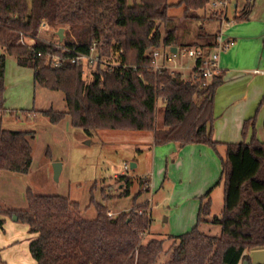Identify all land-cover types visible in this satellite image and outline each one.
Returning a JSON list of instances; mask_svg holds the SVG:
<instances>
[{
	"label": "trees",
	"instance_id": "obj_1",
	"mask_svg": "<svg viewBox=\"0 0 264 264\" xmlns=\"http://www.w3.org/2000/svg\"><path fill=\"white\" fill-rule=\"evenodd\" d=\"M209 2L0 0V112H7L5 74L10 55L19 65L34 70L35 84L64 92L66 111L34 110L53 123L69 116L73 126L88 134L102 129L145 130L153 132L155 145L175 142L181 147L204 144L217 149L221 142L214 138L215 95L224 83V72L206 79L194 77L197 69L188 76L169 68L158 71L150 54L161 46L216 47L221 15L214 11L209 16L199 14ZM182 5L183 16L170 15L171 8ZM252 10L253 3L247 4L234 19L247 20ZM207 22L218 26L214 31L206 29ZM42 24L69 26L62 46L38 35ZM22 32L34 42L20 41ZM93 47L109 67L102 62L72 61L77 52L88 53ZM117 50H121L119 58ZM160 100L163 117L158 124ZM257 112L245 120L242 129L244 137L252 129L250 141L225 143L221 216L211 218V188L201 197L196 225L171 236L175 243L169 248V259L161 264H242L251 262L254 250L264 249V141L256 129ZM30 135L33 131L6 128L0 118V172H29L33 161ZM120 179L126 185L120 195H129L132 177ZM138 182L140 195L149 189L150 179L140 177ZM27 200V209L0 207V226L5 222L2 215H16L29 225L35 235L30 251L36 264H159L164 240L143 243L151 222L148 201L113 217L108 207L98 204L97 217L85 219L78 214L79 204L67 196L29 191ZM203 223L219 224L220 235L202 231Z\"/></svg>",
	"mask_w": 264,
	"mask_h": 264
},
{
	"label": "rangeland",
	"instance_id": "obj_2",
	"mask_svg": "<svg viewBox=\"0 0 264 264\" xmlns=\"http://www.w3.org/2000/svg\"><path fill=\"white\" fill-rule=\"evenodd\" d=\"M170 1L178 2L179 0ZM242 1H239V6ZM211 2L212 0L206 8L199 10L200 15H211L213 11ZM253 10L251 23H246L245 20L234 19L235 3L228 7L229 21L224 22L221 27L225 40L228 36H232L234 29L239 26H248L247 30H251L264 24V0H255ZM183 13H178L179 17H175L180 18ZM197 25L199 27L200 22H197ZM204 26L214 31L218 24L207 22ZM62 27L65 35L66 30L69 29L68 25H46L45 28H40L38 35L47 41L57 43L60 42L58 32ZM162 30L164 32V28ZM24 40L29 43L34 42L30 36H26ZM261 44L263 47V40ZM248 46L246 50L249 55L248 62H251L254 57L252 54L257 53L261 57L262 49L259 45L251 42ZM230 48L222 51L221 56ZM212 50L217 51L216 53L219 51L214 48ZM174 59L175 61L168 64H175L179 58ZM243 59L244 57L239 63H243ZM181 61L186 66L194 65V60L188 57L182 58ZM257 68L264 69L263 66ZM190 70L183 68L181 72L188 76ZM251 75L254 76L253 73ZM5 83L7 112H0L3 125L9 129L33 131L34 135H30L33 161L29 172L25 174L11 171L0 172L1 208L27 209L29 191L41 195L67 196L79 204L78 214L85 219L97 217L98 204L108 207L115 216L148 201L151 222L143 237V243L153 238L164 240V252L160 256L159 264L169 259V248L175 243L169 235H180L191 231L197 223V210L194 212L195 221L192 223L188 220L187 223L186 219L183 223H174L172 213L179 208L177 206L183 205L182 200L185 197L192 195L191 193L196 189L204 187L207 178H212V182L203 188L204 192L214 185L211 192V218L221 216L224 208V178L221 179V155L225 154L224 146H218L217 149L208 147L214 154V162L217 165V171L213 172L212 165L201 166V162L195 157L184 158L182 154L180 155L181 150L186 153L190 146L181 147L174 142L175 149L180 152H172L174 148L171 150L170 146L173 142L155 145L152 131L102 129L88 134L85 130L73 126L69 116L58 123H53L46 115L36 114L34 110L53 108L66 111L64 92L35 84L34 70L19 65L10 55L6 59ZM162 110L163 102L160 100L158 124L163 117ZM251 136L252 129L246 137L243 133L240 134L243 141H250ZM260 137L264 139L263 133ZM57 162L62 164L58 180L55 179L54 174V164ZM132 162L137 163L138 166L132 168ZM126 164L129 168H125ZM175 174L181 177L175 179L173 178ZM122 175H129L133 179L129 195H120L126 187L125 182L120 179ZM140 177H150L151 184L150 189L137 195L141 188L138 182ZM173 179L176 180V186ZM218 181L220 182L217 183ZM195 195L198 197L199 193ZM197 197L192 196V200H197ZM184 205H189L188 208H190L191 201ZM16 217V215L1 216L5 221L3 227L0 226L1 238L14 237L17 242V246L9 249V254L3 257V264H34L29 249L32 237L29 225ZM200 228L213 235L221 233V226L216 223H203Z\"/></svg>",
	"mask_w": 264,
	"mask_h": 264
},
{
	"label": "crops",
	"instance_id": "obj_3",
	"mask_svg": "<svg viewBox=\"0 0 264 264\" xmlns=\"http://www.w3.org/2000/svg\"><path fill=\"white\" fill-rule=\"evenodd\" d=\"M176 10L179 11L177 12ZM181 12H184V5L173 7L169 11L170 15L178 17V13ZM253 13L254 10H252L249 19L245 20L244 22L251 23L250 18L254 15ZM247 27L248 26H239L238 28L234 29L232 36L230 35L226 39L232 40L234 43L231 45V48L228 52L220 56V67L224 72V83L218 87L215 95L216 120L214 125V138L221 142L219 146H224L225 151V143L243 141L241 140L240 134L242 133L244 122L246 119L254 116L257 110L256 129L260 140L264 141V139L260 137L261 133L264 135V105L260 107L261 101L264 99V69L261 70L260 68H257L259 66H263L264 68V46H261V41H264V24L251 30H247ZM251 42L259 45L262 51L261 57H259L257 53L252 54V57L253 55L254 57L251 59V62H248L249 55L246 50L248 49V45ZM212 49L211 51H213ZM242 57H244L243 63H239ZM252 73L254 76L251 75ZM187 146H190V148L186 153L182 150L180 152L175 149L176 146H174V142L170 147L171 150L174 148V151L172 152H180V155L182 154L184 158L186 156H193L195 159H198L197 161L201 162V166L212 165L213 172L217 171V165L214 162V154L210 148H208L209 146L204 144H191ZM180 162L182 161L180 160ZM178 177L181 176L176 174L173 176L175 179ZM149 179L151 184V178L149 177ZM175 179L173 180L176 186ZM211 182L212 178H207L205 180L204 187H201L199 190L196 189L191 193L192 195L185 197L182 200L183 205L188 204V202L191 201V210L189 211V205L177 206L179 208H176L175 212L172 213V219L174 223H183L185 222V219L186 222L187 220L191 221V223L195 221L194 212L197 210L199 213L201 197L205 195L211 188L212 192L214 185L205 192L203 188H206ZM197 193H199L198 197L195 195ZM192 196L197 197V200H192ZM171 236L172 235H169V237ZM34 237L35 235H32L30 242ZM16 246L17 242L15 241L14 237L12 239H3L0 235V249L2 251L3 257H6L7 254H9V249H12ZM34 264H36L35 259Z\"/></svg>",
	"mask_w": 264,
	"mask_h": 264
},
{
	"label": "built area",
	"instance_id": "obj_4",
	"mask_svg": "<svg viewBox=\"0 0 264 264\" xmlns=\"http://www.w3.org/2000/svg\"><path fill=\"white\" fill-rule=\"evenodd\" d=\"M240 0H212L211 5L214 12L218 15H221L222 24L224 22L229 21L228 17V7L235 3L236 13L238 15L243 8L250 3H254L255 0H243L242 4L239 6ZM42 28L46 27V24L41 25ZM27 35L22 32V37L20 41L23 43H29L24 40ZM31 37V36H30ZM34 40L33 37H31ZM217 45L214 49L219 50L218 53L211 51L209 48H198L195 46L192 47H182L179 48L177 52H173L171 48H166L165 46H161L159 48H155L151 50L150 54L155 57L156 62L154 64V68L158 71L169 68L172 72L181 71L183 68L191 69L190 72L194 70H198L199 74H194V77L202 75L206 79H210L213 75L220 73V56L221 52L229 49L231 45L234 43L232 40H225L223 34L220 32L216 38ZM58 46L61 45V41L55 43ZM67 52H70L68 48H66ZM121 50H117L115 52L116 58H119ZM184 57H188L194 60L193 66H186L182 63L181 59ZM174 58H179L176 60L175 64H168L169 62L175 61ZM56 65L60 64V60L55 59ZM73 62H84L94 64L97 62H102L104 66L109 67L108 61L105 60L103 57H100L97 52L96 48L93 47L90 52H77V54L72 58ZM119 65V64H115ZM125 168H129V165L126 164ZM109 216L113 217V212L109 211Z\"/></svg>",
	"mask_w": 264,
	"mask_h": 264
},
{
	"label": "water",
	"instance_id": "obj_5",
	"mask_svg": "<svg viewBox=\"0 0 264 264\" xmlns=\"http://www.w3.org/2000/svg\"><path fill=\"white\" fill-rule=\"evenodd\" d=\"M58 35H59L60 41H63L64 39V28L63 27L60 28ZM177 50H178L177 46L172 47L173 52H177ZM136 166L137 164L135 162L131 163L132 168ZM61 171H62V164L60 162L55 163L54 164L55 179L57 180L59 179ZM251 256H252L251 262L244 260L242 264H264V249L254 250Z\"/></svg>",
	"mask_w": 264,
	"mask_h": 264
}]
</instances>
